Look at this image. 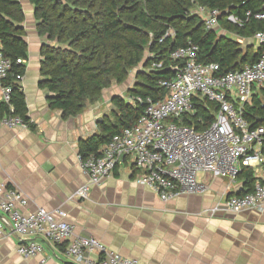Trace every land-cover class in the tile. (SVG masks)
<instances>
[{
    "label": "crops",
    "instance_id": "1",
    "mask_svg": "<svg viewBox=\"0 0 264 264\" xmlns=\"http://www.w3.org/2000/svg\"><path fill=\"white\" fill-rule=\"evenodd\" d=\"M18 1L28 46L20 84L33 128L0 127V187L15 189L27 199L23 211H63L76 236L93 237L139 264H264V214L211 212L227 197L239 196L242 178L230 183L200 174L197 179L206 187L204 193L163 202L151 189L133 181L132 165L126 159L101 184L91 187L86 199L75 195L87 183L77 160L81 142L99 134L103 118L114 109L112 99L125 98L126 82L119 85L122 89L112 84L76 116L64 117L62 111L50 109L49 93L39 86L41 49L47 40L37 33L33 6L28 0ZM218 34L239 43L243 50L260 49L253 37L242 39L223 30ZM33 240L42 245V254L20 256V238L5 225L0 230V264H75L64 245L39 236Z\"/></svg>",
    "mask_w": 264,
    "mask_h": 264
},
{
    "label": "trees",
    "instance_id": "2",
    "mask_svg": "<svg viewBox=\"0 0 264 264\" xmlns=\"http://www.w3.org/2000/svg\"><path fill=\"white\" fill-rule=\"evenodd\" d=\"M34 8L37 33L47 44L41 49V82L49 93L50 109L64 117L80 114L87 103L97 102L112 84H123L129 72L138 66L137 88L127 94L132 101L117 96L111 101V119H103L99 134L82 141L79 154L98 155L100 146L125 128L136 124L145 108V100L163 99L167 91L159 86L173 77L179 62L170 52L192 44L198 48V61L217 63L220 73L240 70L260 56L261 49H242L240 44L205 28L194 6L219 11L223 31L250 39L264 31V20L247 19L248 12L264 11L262 0H28ZM225 16V17H224ZM233 17L236 22H230ZM25 16L18 0H0V51L11 67L4 86L10 87L9 104L0 103V119L17 117L29 129L25 95L17 76H24L28 60L23 23ZM21 60L23 63L18 64ZM140 98L142 102H138ZM195 113L182 119L184 125L201 131L213 120L215 106L205 99H195ZM258 99L255 103L258 104ZM246 116L264 126V110L248 109ZM200 120V122H199ZM239 195L252 190L255 179L245 169Z\"/></svg>",
    "mask_w": 264,
    "mask_h": 264
},
{
    "label": "built area",
    "instance_id": "3",
    "mask_svg": "<svg viewBox=\"0 0 264 264\" xmlns=\"http://www.w3.org/2000/svg\"><path fill=\"white\" fill-rule=\"evenodd\" d=\"M197 14L206 29L219 26V11L198 7ZM246 17L263 21L264 11L248 12ZM253 41L261 49L258 59L224 74L217 63L199 62L198 48L192 44L171 51L170 59L181 65L173 68L171 79L159 82L166 96L157 102L147 98L136 124L113 135L97 156L77 155L87 183L75 195L86 199L90 188L101 184L126 159L132 165L133 181L151 189L163 202L183 194L204 193L206 187L197 179L200 174L235 183L242 171L249 169L255 179L252 190L227 197L211 212L264 214V126L255 124L259 118L253 123L246 116L248 109L264 110V31L256 32ZM10 67L0 51V96L4 104L10 102V87L3 85ZM22 78L17 76L16 80L21 82ZM195 99L215 106L212 122L201 131L182 122L195 113ZM137 101L142 102L140 98ZM0 127L27 128L17 117H3ZM26 206L27 199L20 192L0 187V230L6 225L20 238V256L42 254V245L33 240L39 236L51 244L64 245L67 257L75 264H139L108 250L93 237L76 236L65 212L44 208L25 212Z\"/></svg>",
    "mask_w": 264,
    "mask_h": 264
},
{
    "label": "rangeland",
    "instance_id": "4",
    "mask_svg": "<svg viewBox=\"0 0 264 264\" xmlns=\"http://www.w3.org/2000/svg\"><path fill=\"white\" fill-rule=\"evenodd\" d=\"M197 12H198V8H197V6H194L192 9H191V13H193V14H197ZM198 15V14H197ZM225 17V16H224ZM227 20L228 21H230V22H236L235 21V19L233 18V17H228L227 18ZM215 31L217 32V33H219L220 31H222V28L220 27V26H218V27H216L215 28ZM251 41L249 40V41H247V43H250ZM143 70V67L140 65V66H138L137 68H135V69H133V70H131L130 72H129V75H128V78H127V80L125 81L126 82V92H125V94H124V96H125V99L127 100V101H132V99L131 98H129L128 97V95L127 94H129V93H133L134 92V90H136V88H137V84H136V80H137V76H138V72H140V71H142ZM117 86H119L118 84H116ZM122 85V84H121ZM119 88H123V86H119ZM103 119H111V114L110 113H107V116H105Z\"/></svg>",
    "mask_w": 264,
    "mask_h": 264
}]
</instances>
